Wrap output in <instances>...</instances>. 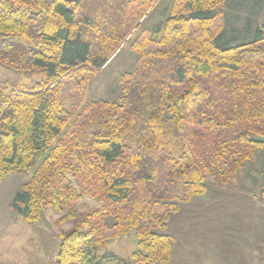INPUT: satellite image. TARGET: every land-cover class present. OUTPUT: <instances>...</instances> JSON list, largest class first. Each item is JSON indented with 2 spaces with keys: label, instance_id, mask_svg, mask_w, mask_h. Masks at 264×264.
Segmentation results:
<instances>
[{
  "label": "trees",
  "instance_id": "trees-1",
  "mask_svg": "<svg viewBox=\"0 0 264 264\" xmlns=\"http://www.w3.org/2000/svg\"><path fill=\"white\" fill-rule=\"evenodd\" d=\"M160 1L0 0V184L31 171L11 212L74 222L55 264H99L131 231L135 264L167 263L170 217L263 145L264 25L233 44L224 8L235 0ZM153 13L161 21L145 27ZM125 45L135 65L118 78L120 100H88ZM85 198L98 208L78 217Z\"/></svg>",
  "mask_w": 264,
  "mask_h": 264
},
{
  "label": "rangeland",
  "instance_id": "rangeland-1",
  "mask_svg": "<svg viewBox=\"0 0 264 264\" xmlns=\"http://www.w3.org/2000/svg\"><path fill=\"white\" fill-rule=\"evenodd\" d=\"M167 0H161L165 5ZM161 10V9H160ZM227 38L233 44L248 42L254 30L264 25V0H235L224 8ZM161 21L153 13L144 22L151 27ZM135 55L121 46L99 70L87 88V99L119 101L122 95L119 76L134 69ZM262 147L246 161L232 181L220 185L213 178L205 180L206 191L179 207L162 233L173 238L172 256L162 264H264V133L256 136ZM32 172L8 176L0 184V264H55L61 236L74 222L56 225L59 217L52 209L42 211L41 219L25 222L9 209L19 187ZM82 217L98 204L85 198L75 204ZM112 222V219L109 221ZM137 250L134 232L112 240L97 253L99 264H135ZM113 256V257H111Z\"/></svg>",
  "mask_w": 264,
  "mask_h": 264
}]
</instances>
